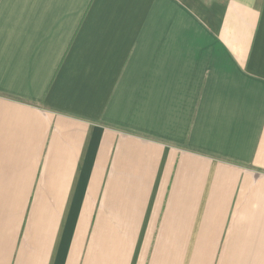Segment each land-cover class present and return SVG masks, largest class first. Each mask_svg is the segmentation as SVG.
I'll use <instances>...</instances> for the list:
<instances>
[{
	"label": "crops",
	"instance_id": "crops-1",
	"mask_svg": "<svg viewBox=\"0 0 264 264\" xmlns=\"http://www.w3.org/2000/svg\"><path fill=\"white\" fill-rule=\"evenodd\" d=\"M0 264H264V0H0Z\"/></svg>",
	"mask_w": 264,
	"mask_h": 264
}]
</instances>
